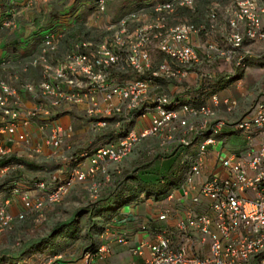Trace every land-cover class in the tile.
Wrapping results in <instances>:
<instances>
[{
	"label": "built area",
	"instance_id": "2783aa9c",
	"mask_svg": "<svg viewBox=\"0 0 264 264\" xmlns=\"http://www.w3.org/2000/svg\"><path fill=\"white\" fill-rule=\"evenodd\" d=\"M195 2L164 0L156 3L151 12L145 9L131 12L110 24L99 41L81 38L67 49L64 56H58L62 34L50 31L46 33L36 55L26 57L21 62L9 59L0 61V72L10 69V77L17 80L21 78V73L42 67L44 78L39 82L25 81L23 87L36 99H46L54 107L87 103L92 129L100 131L109 128L110 118L120 113L127 114V129H131L119 142L85 151V156L90 157L87 168L77 167L72 176L61 180L47 193L45 199L33 205L30 196L23 194L27 208H41L44 203L60 200L74 182L95 175L106 159L120 161L141 138L171 133L168 137L171 140L180 130L182 141L186 144L190 142L187 137L190 133L199 138L198 159L187 173V180L194 182V173L199 170L209 147L225 135L226 121L212 122L215 116L213 105L174 102L167 93L153 89L152 80H119L118 74L132 70L140 75L150 73L176 80L187 78L193 67L201 61L199 51L191 42L193 33L199 29L186 21L173 24L170 17L178 5L193 7ZM107 5V0H99L96 16L104 14ZM231 10L234 15L230 22L232 29L229 43L221 46L216 41H209L206 55L211 58L212 53L216 52L226 61L236 59L237 65L247 70V62L253 52L245 48V41L264 40L262 9L257 0H239ZM150 16L152 19L148 21ZM212 16L215 18L216 14ZM14 17L15 14L5 21V25H16ZM241 24L245 25L244 31L241 30ZM155 49L166 57L157 67L153 66ZM212 101L214 105L221 102L229 105L231 102V109L235 106L230 98L222 100L218 94H213ZM19 103L18 86L8 78H1L0 115L3 123L0 132L16 134L20 141L29 145L30 133L25 130L18 133V127H26L40 119L42 114H49V109L37 105L22 113ZM101 103H104L103 107ZM198 118L200 122L195 121ZM144 120H149V124L139 128L137 121ZM177 125L183 129H176ZM115 127L124 129L122 120L117 121ZM235 128L248 141L246 153L235 150L224 157L222 166L226 174L210 176L199 190L210 199L213 213L189 215L181 219V241L177 243L168 232L160 235L150 243L149 256L137 264H264V99L255 104L250 114L238 120ZM72 129V126H56L50 135V143L55 147L61 146ZM254 134L261 135L258 147L252 143ZM10 153L9 148L0 151L1 156H9ZM10 168L11 165H7L3 170L9 171ZM37 186L46 188L47 183L39 181ZM19 217H24V214ZM15 219L6 205H0V234ZM193 226L209 237V254H190L186 238ZM119 241L123 242L125 238L119 237ZM106 250V245L102 244L97 252L87 253L86 264L91 258L103 255Z\"/></svg>",
	"mask_w": 264,
	"mask_h": 264
},
{
	"label": "crops",
	"instance_id": "0c3cea01",
	"mask_svg": "<svg viewBox=\"0 0 264 264\" xmlns=\"http://www.w3.org/2000/svg\"><path fill=\"white\" fill-rule=\"evenodd\" d=\"M73 1L18 0L14 17L16 25L3 24L0 27V61L9 59L21 62L26 57L36 55L40 49L42 31L51 23H56L60 25V28L67 30L66 37L59 44L58 51V56H64L71 45V38H83L84 36L83 31H80L79 28L80 24L85 27L86 22L78 19L79 10L70 9ZM238 1L198 0L197 9L192 11L187 8L180 9L173 15L170 22L174 24L189 19L199 26L207 24L211 10L214 8L217 10V19L219 20L216 28L212 29L209 35L214 40L222 42L231 32L230 22L234 15L231 8L233 9ZM257 1L262 9L264 28V0ZM4 14L5 8L0 6V22L5 17ZM106 15L109 21L111 15ZM149 19L151 20L152 17L147 18L148 21ZM244 28L245 25L241 24L242 31ZM87 32L90 33V31ZM103 34L105 31L98 38L101 39ZM88 36L92 38L90 34ZM191 42L199 51L201 61L194 66L189 76L177 81L166 77L159 78L153 81V89L167 92L171 96L181 99L180 101L191 100L194 104L213 105L215 116L212 122L225 120L227 125L224 129L228 130L224 136L209 147L199 170L194 173L193 183L187 180V176H184L173 180L170 194L156 196L153 190L150 192L145 190L139 192L134 200L120 203L118 207L115 204L110 206V212L113 214L112 222L106 231L104 230L94 240L95 246L103 244L106 245L107 250L103 255L91 258L88 264L141 263L150 254V243L166 232L179 243L182 239L179 228L181 219L187 218L189 215L213 213L210 199L199 192L201 185L212 175L223 176L226 174L222 166L224 157L235 150L247 151V139L244 140L247 145L243 146L230 129H236L235 123L247 114L246 110L251 106L253 100L258 96L256 103L264 99V40L255 41L256 49L250 58L251 64L244 76L237 80L233 78L236 70L229 61L222 58L214 62L206 55L207 34L205 31L193 33ZM252 42L254 41L246 40L245 45ZM153 55L155 58L159 57L160 60L165 56L164 53H160L156 49L153 51ZM10 74H12L10 69L1 71L0 79L8 78L18 86L19 106L22 113L37 105H43L49 109V114H42L40 119L31 122L26 127H18V133L24 130L30 133L31 143L29 145L20 141L16 134L0 132V151L3 148L11 149L8 157L12 159L11 168H13L6 175L8 170H3V156L0 154V205H6L16 218L22 213L25 214L23 220H17L11 229L0 235V264H50L51 260L46 257L47 252L36 251L37 235L31 232V230L37 228L39 230L43 226L44 221L39 222L35 217H39L40 212L44 215V207L27 208L23 194L30 195L32 204L35 205L37 200L46 197L47 191L55 186L57 180L69 177L77 167L87 168L90 160L86 159L84 152L88 148L115 143L119 133L115 124L122 120L124 129H127V114H116L110 118L109 128L93 131L87 103L84 105L62 104L54 107L46 99H36L23 87L25 81L39 82L44 78L42 67H34L26 73H21L19 80L11 78ZM133 76L135 75L131 71H126L118 75V79H132ZM221 79L222 82H220ZM213 94H218L222 100L230 98L235 102V106L231 109L229 107L232 105L231 102L229 105L224 102L214 105ZM101 106L103 107L104 103H101ZM195 121L200 122L201 119L198 118ZM137 122L139 128L141 125L144 127L149 124V120ZM2 123L3 117L0 115V126ZM43 125L45 128H42ZM58 125L72 126L73 129L64 138L62 145L55 147L50 143L49 138ZM176 129H183V127L177 125ZM252 139L254 146L258 147L261 143V135L254 134ZM156 145L157 143H150L147 138H144L136 143L133 150L122 160L106 159L102 164V171L98 173L99 179L101 180L104 174H107L106 177L109 178V172L121 173L124 167H128L131 160H136L145 151L157 150L159 147ZM198 149L199 139L194 135H191L189 143L178 146L177 154L181 159L178 161L180 170H183V166L191 167L197 161ZM39 181H46L47 187L38 188ZM182 189L184 190L182 191ZM114 197V194L110 193V198ZM45 227L46 225L44 229H47ZM44 234L45 231L42 235ZM22 235L24 236L23 245L17 247V242ZM119 237H124L125 241L120 242ZM186 242L190 254L204 256L210 252V239L205 237L197 226L191 227ZM65 259L62 261L63 264H86L87 254L84 259L79 257Z\"/></svg>",
	"mask_w": 264,
	"mask_h": 264
},
{
	"label": "trees",
	"instance_id": "16d2710c",
	"mask_svg": "<svg viewBox=\"0 0 264 264\" xmlns=\"http://www.w3.org/2000/svg\"><path fill=\"white\" fill-rule=\"evenodd\" d=\"M98 1L99 0H74L70 6V9H72L73 11L79 10L78 19H81V21H85V16H87L89 13L91 14L93 13L95 16L98 14ZM161 1L164 0H137V1L123 0L122 1L123 4L124 2H131L132 5L138 4V6L137 8H133L132 10H129L126 13H124L122 16L119 15L118 17H123L124 15H127L131 12H139L142 9L151 12L153 10V6ZM197 1L198 0H196L195 5L193 7L178 5L174 13L170 17V21L173 15H175V13L180 9L187 8L188 10L191 11L197 9ZM107 2H108L107 5V11H108V7L111 5L110 3L113 2V0H107ZM17 5H18V0H0V6L5 8V14H4L5 17L0 22V27H2L1 25L3 24L5 25V21L7 19L12 18L14 16V14L17 11ZM132 5L130 4V6ZM212 14H216V17L214 18ZM217 18H218L217 10L213 8L211 10L210 19L208 23L202 24L203 26L202 25L199 26L189 19L184 21L191 23L196 28H198L199 29L198 33L205 31V33L207 34V43L209 41H216L221 46H226L229 43L228 37L230 32L222 42H219L218 40H214L213 37L209 35L210 32H212V29L216 28L215 26L217 25L219 20ZM79 29L80 31H83L82 33H84L83 39L92 40L88 36L89 33L87 32L88 30H86V27H83V25L80 24ZM50 31L51 32L55 31L62 34L60 43L66 37V31H67L66 28L65 29L60 28V25L56 23H51L42 31L39 48L43 42V39L46 36V33ZM81 38L82 37L71 38V45L75 41L80 40ZM211 56H212L211 59L214 60V62H216L218 59H222V57H220L216 52L215 53L213 52ZM165 58L166 57L164 56V58L160 60L159 57L156 58L154 57L153 66L157 67ZM229 62L236 70L233 75V78L237 80L242 76H244L246 70L237 65L236 59ZM247 63L250 66L251 59H249ZM131 72L132 74L135 75L133 76L134 78L132 79L145 78L152 80V83L153 81H156L159 78H163V77L153 76L150 73L140 75L137 74L135 71L131 70ZM169 79L176 80L174 78H169ZM123 80H128V79H123ZM220 82H222V79L220 80ZM157 92H164V91H157ZM167 94L170 95L169 93ZM171 97L174 99V102H180L181 100L173 95ZM186 102L194 104L191 100H186ZM203 104L205 103L194 104V105L200 106ZM130 130L131 129H119L116 142H119L122 138L126 137L129 134ZM227 130L228 129H225V133L227 132ZM230 130L235 134L237 138H243L244 140L246 139L245 136L239 130L236 129H230ZM191 135L193 134L190 133L187 135L188 139H190ZM194 136L197 137L196 135ZM182 138H183L182 131L181 130L177 131V133L174 134L171 140H167L168 142L167 144H170L168 148L163 147L161 144L160 145L157 144L156 146L159 147L157 150H153V151L149 150L150 152L145 151L143 155L139 156V158L137 157V159L133 162L134 164H136L135 167L133 166V164H131L128 167H124V170H122L121 173L116 174L117 172L116 173L109 172L108 173L109 178H107L106 177L107 174H105V177H103V182L99 183L100 185L97 188L96 194L94 193L93 196L91 195V197H87L89 198L87 204L85 206L75 208L74 211H72V213L70 214V216L67 217L66 219L62 221L55 220V216L57 215V212L52 211L49 217L46 219V221L42 223L43 226H41L39 230L38 228L34 229V231L31 230L33 234L37 235L35 240L36 244L34 243L36 245V251L39 253L47 252L46 257L47 259L51 260L50 264H63L62 261H64V259L67 257L68 258L79 257L80 259H84L87 253L97 252V250L101 245L95 246L94 240L95 238L98 237V235L104 232V230L106 231L107 227L111 224L113 214L110 211L113 204H115L118 207L120 203L134 200L139 192H144L145 190H149V192L153 190L154 191L153 193L156 196L170 194L173 180L187 176L190 167L187 166L188 167L187 168L186 166L185 167L183 166V170H180L178 167L179 166L178 161L181 160L179 155L177 154L178 146L186 145V143L182 141ZM139 141H137L136 143H138ZM136 143L134 144L133 148L135 147ZM90 150L91 148H88L86 151H90ZM166 150H168V153L170 152V150L171 152L169 153L170 155L165 156L166 159L164 160L162 159V157L166 154ZM2 160L4 167L7 165H11L12 159H10V157L3 156ZM11 170H13V168H10L9 171L6 173V175L9 174ZM58 181L60 182L61 180ZM51 190L52 189H49L47 193L51 192ZM110 193H113L115 197L110 198ZM45 204L47 203H44L42 207H44ZM32 208H37V207L33 206ZM24 218H25V214L24 217L22 218L20 217L16 218L14 221H12L11 225L5 230V232L11 229L13 227V224L17 220H23ZM45 225H46L45 228L47 229H44ZM82 228H84L85 230L83 236L79 235V232ZM42 230L45 231L44 235H42V233H44V231L42 232ZM78 239L80 240L79 242L77 241ZM23 242H24V236L22 235L19 241L17 242L16 246L22 247Z\"/></svg>",
	"mask_w": 264,
	"mask_h": 264
},
{
	"label": "rangeland",
	"instance_id": "374dc122",
	"mask_svg": "<svg viewBox=\"0 0 264 264\" xmlns=\"http://www.w3.org/2000/svg\"><path fill=\"white\" fill-rule=\"evenodd\" d=\"M122 1L123 0H113V2L110 3L111 5L108 7L107 13L105 12L104 14L100 15L99 17L95 16L93 13L92 14L89 13L90 15L88 14L87 16H85V22H86L85 23V27H88V29H86V30L90 31L89 34L91 35V37H92L91 39L93 41L100 40L98 38L99 35L104 33V31H106L107 27L110 24L116 23L121 18V17H118L119 15L122 16L127 11L132 10L133 8H137V6H138V4H133L132 6H130L131 2H124V4H123ZM119 12H120V14H119ZM106 14L111 15L110 18H109L110 19L109 21H108V18H107ZM103 36H104V34H103ZM257 41H259V40H257ZM255 44H256L255 41L252 42V43H248V45H246L245 48L249 49L254 54V49H256L255 48ZM258 98H259V96H258ZM258 98H256L255 100L252 101V104L250 106L251 108L249 107L246 110L247 114H250L253 111L254 105H255V103H256ZM92 130L95 131L94 129H92ZM170 134L164 133L163 135H158V134L157 135H149V136H146V138L148 139V142H150V143H157L158 145L161 144L163 147H169L170 144H167L168 143L167 140H169L168 137H169ZM239 142H241L243 144V146L247 145V143L244 142L243 138H239ZM95 148H97V147H95ZM170 152H171V150H170ZM169 153H168V150H166V154L162 157V159L165 160L166 159L165 156L166 155H170ZM244 153H246V151ZM89 158L90 157H86V159H89ZM164 160H162V161H164ZM134 161H135L134 159L131 160V163H129L127 166H130L131 164H133V166L135 167L136 164L133 163ZM101 169H102V167L99 169V171H102ZM99 171L95 175L89 176L84 181H76V182H74V184L71 187H69L67 189V191L61 196L60 200H58L57 202H52V203L45 204V206H44V210H45L44 215L42 214V212H40V216L39 217H35V219H37L39 222L40 221H46V219L49 217L51 211L53 209H55V211L57 212V215L55 216V220L62 221L64 219H66L67 217H69L70 214L72 213V211H74L75 208L85 206L87 204V202L89 201V198H87V197H91V195L93 196L95 188H98L99 185H100L99 183L103 182V177H105V174H104V176H102V179L100 180L99 177H98ZM71 176L72 175H70L69 177H71ZM57 183H59L58 180L55 183V186L52 188V190L57 186ZM30 199H31V202H32L31 196H30ZM43 199H45V198H41L39 200H43ZM39 200H37L36 203ZM32 231H34V229ZM43 231L44 230H42V232ZM3 233H5V231L2 232L1 234H3ZM84 233H85V230H84V228H82L80 230V232H79V235L83 236Z\"/></svg>",
	"mask_w": 264,
	"mask_h": 264
},
{
	"label": "water",
	"instance_id": "95a60500",
	"mask_svg": "<svg viewBox=\"0 0 264 264\" xmlns=\"http://www.w3.org/2000/svg\"><path fill=\"white\" fill-rule=\"evenodd\" d=\"M184 189H182V191H183Z\"/></svg>",
	"mask_w": 264,
	"mask_h": 264
}]
</instances>
